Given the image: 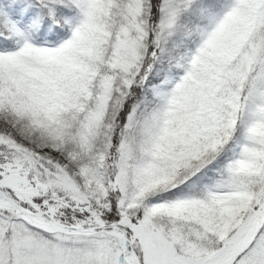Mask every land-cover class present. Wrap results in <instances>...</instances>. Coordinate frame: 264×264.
I'll return each instance as SVG.
<instances>
[{"label": "snow or ice", "instance_id": "snow-or-ice-1", "mask_svg": "<svg viewBox=\"0 0 264 264\" xmlns=\"http://www.w3.org/2000/svg\"><path fill=\"white\" fill-rule=\"evenodd\" d=\"M0 264H264V0H0Z\"/></svg>", "mask_w": 264, "mask_h": 264}]
</instances>
